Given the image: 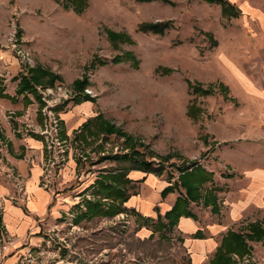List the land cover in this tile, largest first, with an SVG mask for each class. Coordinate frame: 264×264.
<instances>
[{"label": "rangeland", "instance_id": "1", "mask_svg": "<svg viewBox=\"0 0 264 264\" xmlns=\"http://www.w3.org/2000/svg\"><path fill=\"white\" fill-rule=\"evenodd\" d=\"M229 1L240 9L238 17L205 0H86L79 13L59 0H0L2 258L19 248L18 236L2 224L5 203L29 211V181L37 168V185L52 200L20 241L17 264H192L187 238L176 226L160 214L138 216L115 190L137 193L140 181L121 179L139 168L179 190V167L196 161L205 168L211 159L217 167L207 139L219 131L231 100L212 58L236 50L237 40L264 41V0ZM159 23L157 31L142 28ZM108 31L122 39L111 40ZM245 50L246 58L255 55V47ZM35 67L60 79L35 83V92L17 90ZM83 77V93L91 99L82 100L73 87ZM189 82L213 92H191ZM98 114L118 132L98 131L100 121L91 123ZM135 150L147 165L135 162ZM106 173L120 175L121 182L103 188L98 181ZM210 185L199 187L196 202L214 200L205 190ZM261 229L256 237L242 233L246 252H227L232 263L264 264V223Z\"/></svg>", "mask_w": 264, "mask_h": 264}, {"label": "crops", "instance_id": "2", "mask_svg": "<svg viewBox=\"0 0 264 264\" xmlns=\"http://www.w3.org/2000/svg\"><path fill=\"white\" fill-rule=\"evenodd\" d=\"M234 46L236 50H222L221 58H212V63L220 66L216 71L220 73L219 77L231 100L219 131H208L214 135L207 139L208 147L213 148L210 156L213 155L219 168L212 159L207 167L201 165L211 175V185L205 190L211 189L214 200L200 204L191 202L188 209L192 214L179 216L174 225L178 233L187 238L192 264H202L209 254H213L209 260L211 262L228 232L244 233L248 238L256 237L254 232L259 230V233L261 223H264V41L254 39L245 44L237 40ZM245 47H255L252 58H246ZM19 166L21 171L23 166L20 163ZM39 174L40 169H32L28 187L29 211L20 205L5 203L2 224L18 236L16 246L19 248L8 258H2L0 250V264H17L24 251L20 241L27 236V230L34 227L37 221L35 214L47 213L52 196L37 185ZM64 176H69V172L66 171ZM126 179L140 181V187L137 193L127 195L124 206L146 219H154L158 214L163 216L184 191L181 187L179 190L173 188L162 195L167 186H174L173 182L141 168L131 170ZM202 207L205 209L200 211ZM236 227L238 230L234 229ZM144 230L149 232L148 235L152 232L146 227Z\"/></svg>", "mask_w": 264, "mask_h": 264}, {"label": "trees", "instance_id": "3", "mask_svg": "<svg viewBox=\"0 0 264 264\" xmlns=\"http://www.w3.org/2000/svg\"><path fill=\"white\" fill-rule=\"evenodd\" d=\"M58 1V0H56ZM65 4H71L74 7V10L76 12H82V10L85 8L86 6V0H59ZM139 1H149V0H139ZM208 3H219L221 6V11L222 14H227L230 17H238L240 15V9L232 2H230L229 0H205ZM160 23L159 24H144L142 26V28H146V27H151L153 28V30L157 31L158 28L160 27ZM121 34L112 32V31H108V37L113 40V41H117L119 39H122V37H120ZM210 36V35H209ZM128 57L133 58L132 55L129 53ZM114 61H117L116 58L113 59ZM119 61V60H118ZM136 62V60H135ZM101 63H105V62H101ZM134 63V61L132 62ZM157 70H161V72H166L169 73L171 71L170 68L167 67H163V66H159L157 68ZM30 76V77H29ZM29 76H22L20 79V82L18 84V88L17 90L19 91H26V90H30L35 92V88H33L32 86L37 83L40 84L42 81L43 83H45L46 81L49 84H53L56 80L60 79V76L53 73V72H49L47 70L42 69L41 67H35L32 68L30 70ZM44 79H47L46 81ZM87 80L86 78H81V79H76L73 82V87H75V90L82 93V100L84 99H91V97L86 94L83 93L84 90V86L86 85ZM201 85L198 83H190L188 84V88L192 89L190 90L191 92H200L202 94H209L212 93V89L207 87L205 89H202L200 87ZM221 87L223 89H225L226 87H224L223 85H221ZM77 101H80V99L78 98ZM189 109H187V112L190 113V115H192V106L189 107ZM99 120L100 122L97 124V128L98 131H103L105 134H109L112 132H118V130L116 128H114V125H112L110 122L105 121L104 119H102V116L100 114H98L97 116L93 117L91 120V123L93 121ZM90 123V120L86 123H84L83 127H85L87 124ZM88 132H90V129L87 130ZM129 135L124 134V138L125 140H130ZM133 155L137 156L138 159L137 161H135L136 163H139L140 165H147V162L145 160L144 154L139 152V150H135L133 152ZM163 158L168 159L170 158L169 155L164 156ZM178 181L181 185V187L184 189V192L178 196V198L176 199L175 204L173 205V207L167 211L164 216H162L163 218L167 219L170 226L175 225L176 220L178 219L179 216L181 215H185V216H190L192 213L190 212V210L188 209V202L189 201H197L199 198L202 197V194L199 192V187L203 184H205L207 181H210L211 179V175L209 172H207L200 164H198V162L193 161L191 163H189L188 165L183 166L182 168L179 167L178 168ZM99 179L101 181H98V183L100 185H102V187L109 189L111 187V183L112 182H118L122 180V182L124 180L128 181L126 178L125 179H121L120 180V175H111V174H104L103 176H100ZM119 183H115V185H117ZM179 185V186H180ZM173 186V185H172ZM123 189V188H122ZM121 189V187L117 186L116 187V192L118 194H116V196L118 198H122V203L126 200L127 196H125L123 194V190ZM172 187L171 186H167L163 191H162V195H165L166 193L172 191ZM201 194V197H200ZM204 203H207V201L204 200ZM102 214H107L109 213L102 211ZM159 217H161L160 215H158ZM161 217V218H162ZM159 224V221L156 222ZM156 227V226H155ZM259 230L255 231L254 233L257 234V236L259 235V233H257ZM245 241L243 239L242 234L240 233H234V232H228L226 236H224L222 238L221 241V246L220 248L216 251V254L214 256V258L211 260L210 264H234L231 262L230 258L227 256V252L230 251H237V253L243 254L246 252V247H245Z\"/></svg>", "mask_w": 264, "mask_h": 264}]
</instances>
